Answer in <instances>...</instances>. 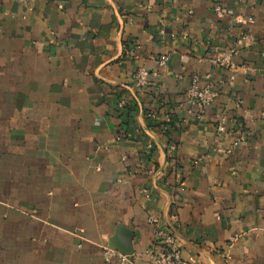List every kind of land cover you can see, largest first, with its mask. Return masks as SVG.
Listing matches in <instances>:
<instances>
[{
  "label": "crops",
  "instance_id": "1",
  "mask_svg": "<svg viewBox=\"0 0 264 264\" xmlns=\"http://www.w3.org/2000/svg\"><path fill=\"white\" fill-rule=\"evenodd\" d=\"M159 229L191 264H264V0H0V264H156Z\"/></svg>",
  "mask_w": 264,
  "mask_h": 264
},
{
  "label": "built area",
  "instance_id": "2",
  "mask_svg": "<svg viewBox=\"0 0 264 264\" xmlns=\"http://www.w3.org/2000/svg\"><path fill=\"white\" fill-rule=\"evenodd\" d=\"M214 13L218 18H222L224 15L221 5H216L214 8ZM235 50H231L228 55L225 57H217L212 60V63L215 66H225L234 68L233 58L236 55ZM169 58L167 56L162 57L158 60V65L162 68L167 67ZM150 73L145 67L139 68L132 75V79L136 87L140 90H144L149 85ZM186 96L188 100L199 104L201 107H209L215 103L219 96L218 89L214 86L211 80V75L205 77V82L201 84V81L198 77H193L187 91ZM127 104V101H123L119 104L120 108H124ZM171 122L170 117L166 118V123ZM227 118L224 115H220L217 119V131L218 134H228L232 135L233 133L229 132L227 129ZM166 129V128H165ZM246 136L240 134L237 141L243 142ZM217 153L229 155L231 154L230 149H216ZM236 239H232L234 243ZM152 256L156 264H191L189 261L185 260L182 257L181 249L176 239L175 235L166 232L164 229H159L156 233V238L153 243ZM104 261L106 264H132L130 256L123 255L116 250L111 248H105L103 253Z\"/></svg>",
  "mask_w": 264,
  "mask_h": 264
},
{
  "label": "water",
  "instance_id": "3",
  "mask_svg": "<svg viewBox=\"0 0 264 264\" xmlns=\"http://www.w3.org/2000/svg\"><path fill=\"white\" fill-rule=\"evenodd\" d=\"M111 249L119 251L123 255H128V250L125 247L120 246V244L119 245H117V244L113 245L111 247ZM128 256H130V255H128Z\"/></svg>",
  "mask_w": 264,
  "mask_h": 264
}]
</instances>
